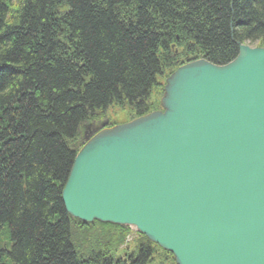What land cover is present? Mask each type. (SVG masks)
<instances>
[{
  "label": "trees",
  "instance_id": "1",
  "mask_svg": "<svg viewBox=\"0 0 264 264\" xmlns=\"http://www.w3.org/2000/svg\"><path fill=\"white\" fill-rule=\"evenodd\" d=\"M242 44L264 48V0H0V264H150L145 237L128 259L108 253L124 226L100 223L122 230L105 253L78 249L72 143L113 105L154 111L173 46L226 65Z\"/></svg>",
  "mask_w": 264,
  "mask_h": 264
},
{
  "label": "water",
  "instance_id": "2",
  "mask_svg": "<svg viewBox=\"0 0 264 264\" xmlns=\"http://www.w3.org/2000/svg\"><path fill=\"white\" fill-rule=\"evenodd\" d=\"M164 91L162 110L94 128L66 212L128 226L176 264H264V48L188 62Z\"/></svg>",
  "mask_w": 264,
  "mask_h": 264
},
{
  "label": "rangeland",
  "instance_id": "3",
  "mask_svg": "<svg viewBox=\"0 0 264 264\" xmlns=\"http://www.w3.org/2000/svg\"><path fill=\"white\" fill-rule=\"evenodd\" d=\"M252 48L260 47L259 44H248ZM174 56L178 58L177 67L172 71L174 72L178 67L185 64L188 61L196 60L199 57L198 54L194 51H189L183 49L182 47L173 46ZM169 69L163 71V74L157 77V83L150 97V104L152 109H160L161 100L164 96V87L166 85V80L168 76L172 73ZM100 119L102 122H105L108 127L115 126L117 124H122L130 122L137 118V115L129 106H111L105 114H100ZM102 116V117H101ZM85 129L81 130L79 137L76 141L72 143V147L77 149L79 152L80 149L85 145ZM80 222V221H79ZM81 223V222H80ZM76 230L75 237H77V243L80 245L78 248L81 253H86L88 250L100 251L105 253L107 248H113L119 241V233L122 232L121 229L111 228L110 226H102L99 222L91 227L87 224L76 223L74 225ZM121 230V231H120ZM127 235L125 236L124 242L117 248L112 249L108 252L112 257L128 259L132 255H136L137 247L145 236L138 233L135 230L128 229ZM146 238V237H145ZM5 240L3 237L2 241ZM155 248L154 258L150 264H176L174 256L156 244L153 243ZM107 253V254H108Z\"/></svg>",
  "mask_w": 264,
  "mask_h": 264
},
{
  "label": "flooded vegetation",
  "instance_id": "4",
  "mask_svg": "<svg viewBox=\"0 0 264 264\" xmlns=\"http://www.w3.org/2000/svg\"><path fill=\"white\" fill-rule=\"evenodd\" d=\"M89 133H90V128H88V129L86 128V132H85L86 136H88Z\"/></svg>",
  "mask_w": 264,
  "mask_h": 264
}]
</instances>
